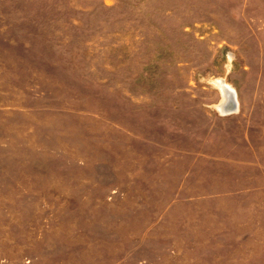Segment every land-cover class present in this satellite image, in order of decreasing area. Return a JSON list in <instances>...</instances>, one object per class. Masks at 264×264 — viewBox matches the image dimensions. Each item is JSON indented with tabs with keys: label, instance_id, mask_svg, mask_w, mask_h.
<instances>
[{
	"label": "rangeland",
	"instance_id": "obj_1",
	"mask_svg": "<svg viewBox=\"0 0 264 264\" xmlns=\"http://www.w3.org/2000/svg\"><path fill=\"white\" fill-rule=\"evenodd\" d=\"M0 264H264V0H0Z\"/></svg>",
	"mask_w": 264,
	"mask_h": 264
},
{
	"label": "bare ground",
	"instance_id": "obj_2",
	"mask_svg": "<svg viewBox=\"0 0 264 264\" xmlns=\"http://www.w3.org/2000/svg\"><path fill=\"white\" fill-rule=\"evenodd\" d=\"M215 83L220 88L222 93V99L218 104H216V106L221 112L228 111L231 109L230 102H234L232 97V94L234 93L233 89L226 82H224L222 78L215 79Z\"/></svg>",
	"mask_w": 264,
	"mask_h": 264
},
{
	"label": "water",
	"instance_id": "obj_3",
	"mask_svg": "<svg viewBox=\"0 0 264 264\" xmlns=\"http://www.w3.org/2000/svg\"><path fill=\"white\" fill-rule=\"evenodd\" d=\"M230 108L231 109H229L228 112L237 110V102H230Z\"/></svg>",
	"mask_w": 264,
	"mask_h": 264
}]
</instances>
